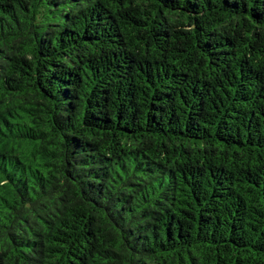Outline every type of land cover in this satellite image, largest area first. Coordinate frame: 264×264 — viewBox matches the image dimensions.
Returning a JSON list of instances; mask_svg holds the SVG:
<instances>
[{
  "label": "trees",
  "instance_id": "16d2710c",
  "mask_svg": "<svg viewBox=\"0 0 264 264\" xmlns=\"http://www.w3.org/2000/svg\"><path fill=\"white\" fill-rule=\"evenodd\" d=\"M0 264H264V0H0Z\"/></svg>",
  "mask_w": 264,
  "mask_h": 264
}]
</instances>
